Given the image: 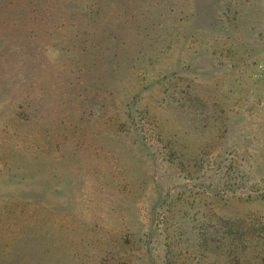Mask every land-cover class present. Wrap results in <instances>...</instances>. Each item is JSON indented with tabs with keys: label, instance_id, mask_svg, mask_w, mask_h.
I'll return each instance as SVG.
<instances>
[{
	"label": "rangeland",
	"instance_id": "1",
	"mask_svg": "<svg viewBox=\"0 0 264 264\" xmlns=\"http://www.w3.org/2000/svg\"><path fill=\"white\" fill-rule=\"evenodd\" d=\"M0 264H264V0H0Z\"/></svg>",
	"mask_w": 264,
	"mask_h": 264
}]
</instances>
